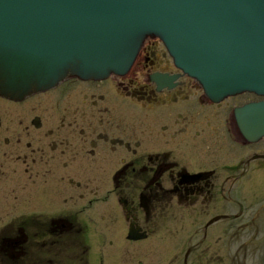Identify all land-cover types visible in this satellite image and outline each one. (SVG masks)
<instances>
[{"label":"flooded vegetation","instance_id":"af4514ba","mask_svg":"<svg viewBox=\"0 0 264 264\" xmlns=\"http://www.w3.org/2000/svg\"><path fill=\"white\" fill-rule=\"evenodd\" d=\"M240 96L210 99L148 38L123 75L0 97V264H133L170 228L163 262L264 264V139L242 137Z\"/></svg>","mask_w":264,"mask_h":264},{"label":"water","instance_id":"95a60500","mask_svg":"<svg viewBox=\"0 0 264 264\" xmlns=\"http://www.w3.org/2000/svg\"><path fill=\"white\" fill-rule=\"evenodd\" d=\"M149 37L212 100L264 98V0H0V96L123 75ZM235 119L247 141L264 137V100Z\"/></svg>","mask_w":264,"mask_h":264},{"label":"rangeland","instance_id":"374dc122","mask_svg":"<svg viewBox=\"0 0 264 264\" xmlns=\"http://www.w3.org/2000/svg\"><path fill=\"white\" fill-rule=\"evenodd\" d=\"M254 99H256L254 96L244 94L243 96L238 97L236 99V102H239V103L240 102H247V101L254 100ZM170 229L174 230L175 238H174L173 234L166 236L164 244L161 243L160 241H156V239H155V240L150 241V242L134 244L133 246H131V252H132L131 255H132L133 264H136L137 261H139V260L143 261L144 264H163V263L169 264V262H171L172 258H170L168 260L167 258L170 256L167 257L165 255L166 256L165 261L163 262V260H161V259H163V258H161V252L163 250L164 251L168 250L170 252L168 245L171 246L173 243H175V245H176L177 244L176 240L180 239L179 231H180V235H184V232L187 230L185 228L184 229H182V228H170ZM180 241H181V239H180ZM160 250H162V251L159 252ZM251 263H253V262H251ZM170 264H173V262H171ZM256 264H259V262H256Z\"/></svg>","mask_w":264,"mask_h":264}]
</instances>
